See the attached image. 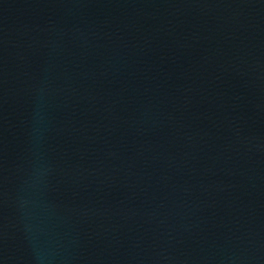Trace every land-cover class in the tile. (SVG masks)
<instances>
[{
  "label": "water",
  "instance_id": "water-1",
  "mask_svg": "<svg viewBox=\"0 0 264 264\" xmlns=\"http://www.w3.org/2000/svg\"><path fill=\"white\" fill-rule=\"evenodd\" d=\"M0 264H264V0H0Z\"/></svg>",
  "mask_w": 264,
  "mask_h": 264
}]
</instances>
